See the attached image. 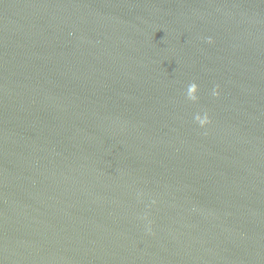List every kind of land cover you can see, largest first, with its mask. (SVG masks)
<instances>
[{
	"label": "water",
	"instance_id": "water-1",
	"mask_svg": "<svg viewBox=\"0 0 264 264\" xmlns=\"http://www.w3.org/2000/svg\"><path fill=\"white\" fill-rule=\"evenodd\" d=\"M0 264H264V0H0Z\"/></svg>",
	"mask_w": 264,
	"mask_h": 264
}]
</instances>
